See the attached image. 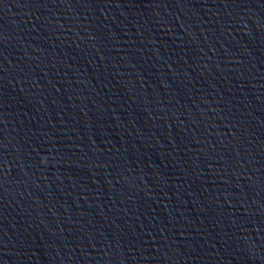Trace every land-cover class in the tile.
Masks as SVG:
<instances>
[{"label":"water","instance_id":"obj_1","mask_svg":"<svg viewBox=\"0 0 264 264\" xmlns=\"http://www.w3.org/2000/svg\"><path fill=\"white\" fill-rule=\"evenodd\" d=\"M0 264H264V0H0Z\"/></svg>","mask_w":264,"mask_h":264}]
</instances>
